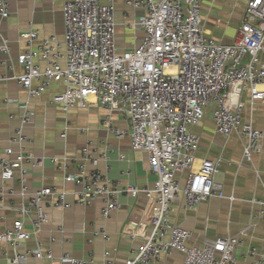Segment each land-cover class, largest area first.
Segmentation results:
<instances>
[{
  "label": "built area",
  "instance_id": "built-area-1",
  "mask_svg": "<svg viewBox=\"0 0 264 264\" xmlns=\"http://www.w3.org/2000/svg\"><path fill=\"white\" fill-rule=\"evenodd\" d=\"M117 1H66L63 42L50 36L42 39L36 50L33 44L38 41L39 32H21L18 40L27 48L18 54L16 62L23 73L12 79L27 91L29 99L40 96L53 83L63 82L65 90L54 95L50 102L60 105L65 112L87 108L90 98L95 97L106 111L101 122L108 131L116 138H128L133 149L147 153L148 170L156 177L152 188L111 182L107 176L111 171L108 153L104 151L95 156L90 143L73 159L76 166L72 172H69V158L52 157L63 170L64 179L81 186L77 191L78 203L88 205L96 199L103 200L104 218L108 219L118 209L120 195L147 201L156 196L151 230L145 232L144 243L123 264H165L163 256L175 252L182 255V264H237L236 251L242 240L221 236L206 239L201 247L190 245L192 234L172 221L170 205L181 194L192 210L213 196H225L222 186L214 180L220 161L197 157L201 140L191 130L202 121L207 110H212L217 132L224 136L238 133L244 138L243 162L252 164L261 149L264 133L252 122L243 120V111L247 91L251 104L264 102V88H259L264 86V62L260 60L264 52V0L248 1L238 35L229 45L206 35L202 0H125L134 9L143 11L138 20L129 24L135 31L143 32L131 48H121L117 42ZM9 15L8 0H0V16L8 18ZM0 52L7 55L11 52L7 40L0 43ZM36 58L45 62L44 68ZM60 59H65V66L60 64ZM4 79L7 78H0ZM23 108L20 125L10 138L19 145L18 153L11 157L14 150L8 146L0 157L2 179L11 180L18 171L22 194L28 191V169L24 162L40 163L24 147L30 142L24 129L32 122L33 113L27 102ZM114 114L121 116L127 126H116ZM67 130L61 133L63 138ZM101 160L106 163L105 173L96 167ZM185 173V183L181 186L177 175ZM54 196H57L55 200ZM47 198L54 207L68 206L65 192L56 193L51 187H42L32 193L28 203L19 206L21 217L13 227L0 232V241L14 249L13 257L8 259L10 264L57 260L51 250H42L38 240L35 249H19L22 242L37 236L43 223L48 221L42 208ZM252 202L261 206L264 220V200ZM33 211L36 217H31ZM101 235L109 240L105 230L94 231V237ZM104 256L106 261L94 264H118L108 258L109 252ZM58 262L89 263L68 253L62 254ZM259 263L264 264V254Z\"/></svg>",
  "mask_w": 264,
  "mask_h": 264
},
{
  "label": "crops",
  "instance_id": "crops-1",
  "mask_svg": "<svg viewBox=\"0 0 264 264\" xmlns=\"http://www.w3.org/2000/svg\"><path fill=\"white\" fill-rule=\"evenodd\" d=\"M66 1L69 0H8L10 15L8 18L0 16V43L7 40L11 47L8 55L0 52V78H7L0 80V157L8 146L14 150V156L11 157L18 153L19 145L10 141V138L20 125L23 104L27 102L33 120L24 129L30 141L24 147L40 162L38 165L32 160L24 162L28 169V191L24 194L19 182L20 173L15 171L13 179L3 180L0 169V232L12 228L14 222L20 219L18 208L29 202L33 192L42 187H51L56 193H66L68 206L54 207L50 198L43 201L42 208L48 215V221L43 223L37 236L22 242L19 249H35L38 240L42 250H51L57 260H31L30 263L60 264L58 259L64 253L85 259L88 264L102 263L106 261L105 252H109L110 260L123 264L132 256V251L144 243L145 232L151 230L156 196L153 195L147 201L120 195L118 209L108 219L104 218L103 200L99 198L88 205L78 203L77 191L81 186L66 181L63 170L53 162L52 157L69 158V172H72L76 166L73 159L90 143L95 156L104 151L108 153L111 171L107 176L111 182L152 188L156 177L148 170L147 153L133 149L128 138H116L108 131L101 122L106 111L99 106L95 97L90 98L87 108H72L65 112L60 105L50 102L54 95L65 90L63 82H55L40 96L29 99L27 91L12 79L23 73L22 67L16 62L18 54L27 48L26 44L18 40L21 32H39V39L33 44L36 50L41 40L50 36L64 41L63 6ZM248 1L202 0L201 16L206 35L223 45L233 43L242 25ZM116 8L117 42L121 48H131L143 32L135 31L129 24L138 20L143 11L134 9L125 0H118ZM62 52H65L64 48ZM260 60L264 62V52ZM35 61L42 68L46 65L40 58ZM59 62L62 66L66 65L65 59ZM259 88L263 89L264 86ZM244 100L246 107L243 120L252 122L255 128L264 133V102L251 104L248 91L244 94ZM113 119L116 126H127L118 114H114ZM65 128H68L67 136L63 138L61 133ZM81 129H86V132L82 133ZM191 130L201 140L197 157L220 161L219 172L214 180L222 186L225 196H213L192 210L186 206L181 194L170 205L172 221L191 232L190 245L201 247L206 239L221 236L239 238L242 245L236 251L237 264H260L259 260L264 254V220L260 213L261 206L252 200H264V139L259 153L254 156V162L247 164L243 162L244 138L238 133L224 136L217 132L211 109ZM119 156L123 159L120 160ZM89 167L94 168L93 165ZM96 167L102 173L106 172L103 160ZM177 178L184 186L186 173L178 174ZM31 217H36L34 211ZM26 224L30 227L28 219ZM96 230H105L109 240H104L102 235L94 237ZM251 249L255 250L254 254ZM13 255V247L0 241V264H10L8 259ZM163 261L165 264H182L183 257L175 252L171 256L164 255Z\"/></svg>",
  "mask_w": 264,
  "mask_h": 264
}]
</instances>
